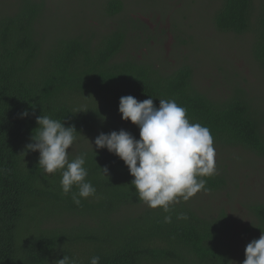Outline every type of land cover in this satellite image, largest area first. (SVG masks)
<instances>
[{
	"label": "trees",
	"instance_id": "16d2710c",
	"mask_svg": "<svg viewBox=\"0 0 264 264\" xmlns=\"http://www.w3.org/2000/svg\"><path fill=\"white\" fill-rule=\"evenodd\" d=\"M256 4L221 0L213 24L224 33L252 32L251 53L264 67V0L259 8ZM104 7L112 17L124 3L107 0ZM46 11L43 0H17L10 12L0 14V264H55L64 255L78 264H90L94 256L100 264H232L224 209L205 215L191 198H179L168 213L149 208L137 198L124 162L95 143L69 149V160L86 154V180L96 189L77 206L71 193L62 192V170L45 173L39 152L26 145L33 142L40 115L74 125V143L86 134L96 138L121 129L139 139V128L121 119L119 100L151 96L157 107L159 99H174L187 109L191 123L210 130L213 141L264 157V105L238 82H231L221 97L199 89L189 64L163 72L131 55L119 57L128 39L125 24L101 34L48 35L41 28ZM24 110L29 116L20 118ZM200 178L207 181V191L228 182L220 170ZM248 209L252 220L247 230L261 234L264 201ZM181 213L187 219H178ZM166 215L171 223L164 222Z\"/></svg>",
	"mask_w": 264,
	"mask_h": 264
},
{
	"label": "rangeland",
	"instance_id": "374dc122",
	"mask_svg": "<svg viewBox=\"0 0 264 264\" xmlns=\"http://www.w3.org/2000/svg\"><path fill=\"white\" fill-rule=\"evenodd\" d=\"M43 1L47 11L41 28L48 35L90 30L101 34L125 24L128 39L119 57L131 55L163 72L189 64L199 89L221 97L228 93L231 82H238L264 105V67L251 53L254 35L216 29L213 14L221 0H122L123 11L112 17L105 13L107 0ZM16 2L0 0V14L10 12ZM260 2L257 0V8ZM94 141L95 134H86L72 147L88 148ZM213 144L216 170L225 172L227 185L216 191L201 190L190 198L205 215L226 211L234 252L232 264H242L247 244L261 235L249 232L247 227L252 220L248 206L264 201V157L243 147Z\"/></svg>",
	"mask_w": 264,
	"mask_h": 264
},
{
	"label": "clouds",
	"instance_id": "9594fccd",
	"mask_svg": "<svg viewBox=\"0 0 264 264\" xmlns=\"http://www.w3.org/2000/svg\"><path fill=\"white\" fill-rule=\"evenodd\" d=\"M118 111L122 120L131 121L139 128V139L121 129L107 134L101 132L94 143L97 149L106 148L124 162L134 177L131 185L139 200L151 209L161 207L168 213L170 205L179 198L188 200L199 191L208 190L207 181L200 177L216 173L213 137L207 127L189 121L186 108L174 99H159L157 107L151 96L138 101L127 95L120 98ZM27 116L28 110L20 113V118ZM36 123L33 142L26 145V150L39 152L38 164L45 173L62 170V192L71 193L73 203L79 206L81 198L95 195L96 189L86 180V154L68 158L76 140L75 126L66 127L49 115L37 116ZM102 170L107 176L108 168L105 166ZM73 187L77 191L73 192ZM177 218L187 219L182 213ZM171 220V215L164 217L165 223ZM55 264H78V261L64 255ZM90 264H100V257H92ZM242 264H264V232L247 244Z\"/></svg>",
	"mask_w": 264,
	"mask_h": 264
}]
</instances>
